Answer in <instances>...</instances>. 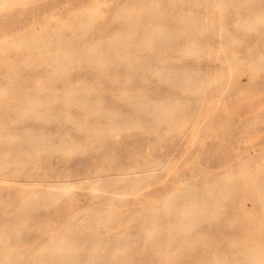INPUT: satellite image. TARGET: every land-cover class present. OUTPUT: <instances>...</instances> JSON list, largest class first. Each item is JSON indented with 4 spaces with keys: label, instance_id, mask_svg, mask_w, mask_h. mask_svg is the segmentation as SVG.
Instances as JSON below:
<instances>
[{
    "label": "rangeland",
    "instance_id": "1",
    "mask_svg": "<svg viewBox=\"0 0 264 264\" xmlns=\"http://www.w3.org/2000/svg\"><path fill=\"white\" fill-rule=\"evenodd\" d=\"M6 39L0 264H264V0H8Z\"/></svg>",
    "mask_w": 264,
    "mask_h": 264
},
{
    "label": "bare ground",
    "instance_id": "2",
    "mask_svg": "<svg viewBox=\"0 0 264 264\" xmlns=\"http://www.w3.org/2000/svg\"><path fill=\"white\" fill-rule=\"evenodd\" d=\"M8 0H0V3L2 4H7ZM215 6H218L217 2L215 3ZM10 39H6L4 41H0V57H3L4 53H2V51L8 50L10 49ZM21 42L23 44H25V46L27 48H32V49H38L41 51H51V50H55L58 53V57L60 58H68L70 56V50L69 47L66 46H62L60 43H57V40L55 43L52 42V39L49 41V45L45 44L46 43V39L41 35V33H38L37 37H33L32 34L30 35H25ZM7 69L6 71L8 73H11V68L14 65L13 63H10L9 61H0ZM40 84V83H39ZM182 119V118H181ZM140 128V127H139ZM142 129V128H141ZM151 129V128H150ZM254 156V155H253ZM246 159V158H245ZM246 162V160H245ZM257 164V159L256 158H252L250 157L249 159L247 158V168H255ZM70 186L69 184H65L63 186V188L66 190L68 189Z\"/></svg>",
    "mask_w": 264,
    "mask_h": 264
}]
</instances>
